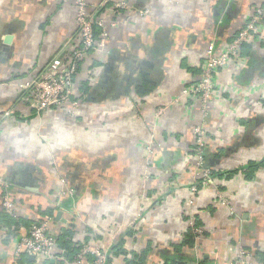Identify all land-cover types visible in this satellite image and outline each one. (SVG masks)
I'll list each match as a JSON object with an SVG mask.
<instances>
[{"label": "crops", "instance_id": "crops-1", "mask_svg": "<svg viewBox=\"0 0 264 264\" xmlns=\"http://www.w3.org/2000/svg\"><path fill=\"white\" fill-rule=\"evenodd\" d=\"M88 1L98 7L104 0ZM263 5L131 0L114 17L110 4L104 12L118 25L104 55L81 63L82 104L68 115L39 113L22 84L68 57L77 42L74 1L0 0V264H89L91 256L76 263L85 245L100 247L114 264L135 255L147 264H226L241 248L264 264V166L242 170L264 159V36L242 46L223 76L241 89L225 91L207 112L174 102L198 78L210 44L233 40ZM159 107L166 109L157 114ZM196 125L207 131V160L222 171L217 185L229 203L217 201L193 169ZM4 180L18 204L14 216L1 204ZM42 218L51 219L55 236L72 229L79 250L58 245L54 262L19 255L20 235ZM193 227L202 235L182 245Z\"/></svg>", "mask_w": 264, "mask_h": 264}, {"label": "built area", "instance_id": "built-area-1", "mask_svg": "<svg viewBox=\"0 0 264 264\" xmlns=\"http://www.w3.org/2000/svg\"><path fill=\"white\" fill-rule=\"evenodd\" d=\"M69 1V0H62ZM76 8L77 42L68 47L67 58L57 57L47 64L44 71L22 84V89L28 91L24 97L30 105L39 113L62 110L68 115L75 114L82 101L78 95L77 74L81 63L91 54L104 55L111 32L118 25L117 20H110L105 9L111 4L114 17H118L120 9L131 6V0H104L98 7L92 6L88 0H73ZM148 10L140 11L146 14ZM264 36V5L257 6L248 14L244 26L230 42L221 48L211 43L203 60L200 62L199 76L195 80L187 81L182 87L180 97L174 99L175 103L183 100L194 102L199 105L203 112H207L212 100L219 98L225 91L234 93L241 87H232V84L224 79L233 64L241 59L240 51L244 44L257 42ZM234 88V89H232ZM166 107H159L156 111L161 114ZM195 143L191 153L193 169L200 174V184L214 189V198L217 201L229 203L218 188L216 176L212 174L211 168L205 166L204 151L207 147V131L203 125L193 128ZM151 142L145 148L151 151ZM4 190L1 195V204L4 211L14 216L17 213L18 204L10 192L9 185L4 180ZM192 193L199 191L195 183L191 186ZM232 214V207L230 208ZM50 218L37 220L28 230L20 235L17 245V253L30 254L40 259H55L58 256V244L55 235L50 229ZM196 238L202 235L203 230L193 227ZM91 256L89 264H114L109 261L106 251L100 247L85 245L76 258V263H81L85 258ZM182 264H202L200 262H189ZM217 264V263H212ZM226 264H254L253 253L248 249L241 248L237 257Z\"/></svg>", "mask_w": 264, "mask_h": 264}, {"label": "trees", "instance_id": "trees-1", "mask_svg": "<svg viewBox=\"0 0 264 264\" xmlns=\"http://www.w3.org/2000/svg\"><path fill=\"white\" fill-rule=\"evenodd\" d=\"M103 7H98V11H103ZM246 44H244L243 46H246ZM208 148L206 147L205 151H204V160H205V166L210 167V164L208 162ZM264 166V159L262 161L259 162H252L249 165H247V167H244L242 170H244V172H246L248 175L249 173H254L256 172L260 167ZM212 174L214 176L217 175H222L221 172L222 171H214L212 168ZM239 169L233 170V172L238 171ZM223 174H229V173H223ZM250 177V176H248ZM66 203H68L66 201ZM42 214H44V212H41ZM72 229H66L64 230V232H62L61 234L55 236L56 237V242L57 244L63 248L65 250V252L69 253V252H77L79 250V247L76 245V243L72 240ZM195 237H196V233L192 230L188 231L186 238L183 241L182 245H192L195 242ZM134 256V255H133ZM190 261H185V263H189ZM126 264H147L145 261V258L143 256H139V255H135L134 257H132L131 259H128V261L126 262ZM171 264H178L176 263V261H173ZM206 264H212V263H206Z\"/></svg>", "mask_w": 264, "mask_h": 264}, {"label": "water", "instance_id": "water-1", "mask_svg": "<svg viewBox=\"0 0 264 264\" xmlns=\"http://www.w3.org/2000/svg\"><path fill=\"white\" fill-rule=\"evenodd\" d=\"M32 256H33V255H32ZM34 257H35V256H34ZM51 261H52V262H54V261H55V259H52ZM181 264H182V263H181Z\"/></svg>", "mask_w": 264, "mask_h": 264}, {"label": "rangeland", "instance_id": "rangeland-1", "mask_svg": "<svg viewBox=\"0 0 264 264\" xmlns=\"http://www.w3.org/2000/svg\"><path fill=\"white\" fill-rule=\"evenodd\" d=\"M191 166V165H190Z\"/></svg>", "mask_w": 264, "mask_h": 264}]
</instances>
